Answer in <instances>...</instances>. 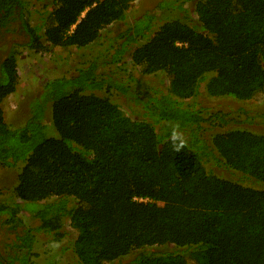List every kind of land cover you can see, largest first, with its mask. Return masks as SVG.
Returning <instances> with one entry per match:
<instances>
[{
	"label": "trees",
	"instance_id": "16d2710c",
	"mask_svg": "<svg viewBox=\"0 0 264 264\" xmlns=\"http://www.w3.org/2000/svg\"><path fill=\"white\" fill-rule=\"evenodd\" d=\"M135 1L0 0V44L14 32L35 52H90L26 103L18 127L1 107L17 91L16 52L0 61V167L21 165L16 201L0 200V264H36L37 233L58 242L67 228L72 264H264V190L208 169L264 185V135L197 101L201 89L263 98L264 0H160L103 35Z\"/></svg>",
	"mask_w": 264,
	"mask_h": 264
},
{
	"label": "rangeland",
	"instance_id": "374dc122",
	"mask_svg": "<svg viewBox=\"0 0 264 264\" xmlns=\"http://www.w3.org/2000/svg\"><path fill=\"white\" fill-rule=\"evenodd\" d=\"M158 1L160 0H137L133 2L127 13V23L121 22L113 24L106 28L103 35L110 36L112 33L115 35L122 32L127 25H131L135 17L137 18L143 11L154 7ZM36 7L38 10L37 5ZM184 7L187 10L189 18L196 20L193 4L188 3ZM35 15L34 19L37 20V15ZM27 42V35L11 32L4 36L0 44V61L11 51L16 52L17 55V91L6 98L1 105L6 124L13 127L20 126L22 121L27 117L26 103L37 96L43 87L53 78L71 72L79 60L78 57L81 55L85 56L87 53V50L75 52L74 50L69 51L61 48H49L47 51L35 52L26 46ZM125 65L132 67L127 57H125ZM131 73L137 74L135 69ZM148 79L154 82H161V84L167 86V81L162 73H157ZM101 94L103 95V93ZM107 96L119 105V108L126 116L131 117L132 120H136L132 116L133 114L123 104L124 101L121 96L115 93H109ZM197 101L203 107L217 109V112L224 114L229 113L234 119V123L228 125L227 128L245 129L264 135V96L260 100L238 101L231 97L212 98L206 96L201 89ZM45 116L49 120L48 112ZM220 130L217 127V132ZM20 168L21 165L13 168L0 167V200H6L8 202L16 201L13 199L12 190L17 183V175ZM208 169L213 171L219 178L238 182L247 187L264 190V185L256 183L253 179L245 177L240 173L220 166H209ZM19 219L25 225L36 226L38 224L37 220L25 212L19 214ZM66 230L68 236L58 242H53L52 237L48 234L43 232L37 233L34 250L37 255L35 258L36 264H41L49 260L55 264H72L74 257L66 249V246L74 240L76 233L68 228ZM169 248H172V246H169Z\"/></svg>",
	"mask_w": 264,
	"mask_h": 264
},
{
	"label": "built area",
	"instance_id": "2783aa9c",
	"mask_svg": "<svg viewBox=\"0 0 264 264\" xmlns=\"http://www.w3.org/2000/svg\"><path fill=\"white\" fill-rule=\"evenodd\" d=\"M134 200L138 201V202H145L146 201V200H143V199H140V198H135Z\"/></svg>",
	"mask_w": 264,
	"mask_h": 264
}]
</instances>
